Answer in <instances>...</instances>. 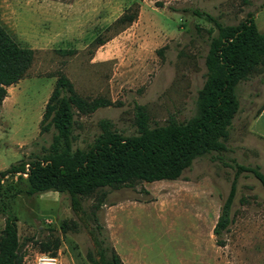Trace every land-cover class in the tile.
Wrapping results in <instances>:
<instances>
[{
  "label": "rangeland",
  "instance_id": "1",
  "mask_svg": "<svg viewBox=\"0 0 264 264\" xmlns=\"http://www.w3.org/2000/svg\"><path fill=\"white\" fill-rule=\"evenodd\" d=\"M129 8L139 10L137 20L114 27ZM194 11L223 25L251 16L264 33V0H0V24L36 51L27 78L8 88L0 110V172L48 155L56 131L41 133V121L60 73L80 96L114 104L76 116L74 149L90 148L103 121L124 137L137 135L138 106L151 128L192 118L217 35ZM237 94L226 150L196 159L176 181L106 188L104 197L83 199L78 214L67 193L29 197L16 192L24 186L17 178L0 183V235L8 210L18 219L24 264H36L40 244L56 237L61 245L52 256L60 264H91L89 253L100 259L94 236L123 264H264V187L254 175H239L231 224L214 234L237 165L264 174V139L250 130L264 106V71L242 81Z\"/></svg>",
  "mask_w": 264,
  "mask_h": 264
},
{
  "label": "trees",
  "instance_id": "2",
  "mask_svg": "<svg viewBox=\"0 0 264 264\" xmlns=\"http://www.w3.org/2000/svg\"><path fill=\"white\" fill-rule=\"evenodd\" d=\"M138 12L129 8L113 26L134 23ZM193 14L214 23L217 35L211 37L205 57L206 81L198 91L196 114L192 118L185 122L170 119L165 125L151 128L144 108L138 106L137 135L124 137L113 131L109 122L103 121L102 133L90 148L74 149L76 116L90 115L114 104L106 98L80 96L70 79L60 73L41 121V133L51 128L56 131L48 155L31 163L12 165L0 172V183L25 173L29 165L28 177H17L24 186L16 188V192L29 197L48 192L67 193L73 211L78 214L83 211V199L104 197L106 188L115 190L143 182L176 181L196 159L225 151L230 127L240 109L237 88L242 81L264 71V33L258 30L251 16L238 25H223L210 15L198 11ZM96 42L104 44L100 38ZM35 57V50L20 46L0 24V110L8 97V88L27 78ZM243 172L254 175L264 187V174L259 167L237 165L231 192L214 228L217 236L231 224L230 209L236 196L237 179ZM5 213L0 264H24L18 219L8 210ZM61 230L64 234L68 232L67 221ZM94 241L100 259L89 253L91 264H123L113 248L104 247L96 236ZM60 245L59 237L49 239L40 244V252L57 255Z\"/></svg>",
  "mask_w": 264,
  "mask_h": 264
},
{
  "label": "built area",
  "instance_id": "3",
  "mask_svg": "<svg viewBox=\"0 0 264 264\" xmlns=\"http://www.w3.org/2000/svg\"><path fill=\"white\" fill-rule=\"evenodd\" d=\"M29 165H26L25 173L16 174L15 178L18 176L28 177ZM36 264H60L58 257L48 255V254H39L36 260Z\"/></svg>",
  "mask_w": 264,
  "mask_h": 264
},
{
  "label": "crops",
  "instance_id": "4",
  "mask_svg": "<svg viewBox=\"0 0 264 264\" xmlns=\"http://www.w3.org/2000/svg\"><path fill=\"white\" fill-rule=\"evenodd\" d=\"M261 120H263L264 122V106L260 114L253 120L250 129L255 135H258L259 137L264 139V130L259 129V122Z\"/></svg>",
  "mask_w": 264,
  "mask_h": 264
},
{
  "label": "bare ground",
  "instance_id": "5",
  "mask_svg": "<svg viewBox=\"0 0 264 264\" xmlns=\"http://www.w3.org/2000/svg\"><path fill=\"white\" fill-rule=\"evenodd\" d=\"M8 98H9V97H8ZM8 98H6V100H5L4 102H7V99H8Z\"/></svg>",
  "mask_w": 264,
  "mask_h": 264
}]
</instances>
